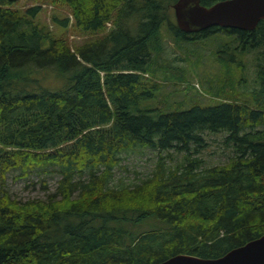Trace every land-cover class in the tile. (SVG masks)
I'll return each mask as SVG.
<instances>
[{"label": "trees", "instance_id": "trees-1", "mask_svg": "<svg viewBox=\"0 0 264 264\" xmlns=\"http://www.w3.org/2000/svg\"><path fill=\"white\" fill-rule=\"evenodd\" d=\"M49 1L70 9L80 33L112 27L73 48L38 20L41 5L22 11L0 0V264L218 258L264 235V19L252 31L186 33L171 17L177 0ZM167 37L223 42L219 62L241 72L236 56L257 52L255 84L243 97L214 89L205 105L162 101L156 75ZM160 67L163 80L187 81ZM211 134H224L233 155L203 169L195 155ZM147 151L159 156L152 176L134 186L115 180L127 155ZM171 151L183 154L175 167L166 164ZM10 173L45 187L55 178V191L19 201Z\"/></svg>", "mask_w": 264, "mask_h": 264}, {"label": "rangeland", "instance_id": "rangeland-1", "mask_svg": "<svg viewBox=\"0 0 264 264\" xmlns=\"http://www.w3.org/2000/svg\"><path fill=\"white\" fill-rule=\"evenodd\" d=\"M34 5L42 6L38 20L55 35H64L73 48L86 41L99 38L112 27L111 24H108L103 34H83L72 27L73 16L67 6H55L49 0H15L13 4L14 7L22 11ZM54 15L59 20L68 17L70 19L69 26L67 28L60 27L58 23L53 21ZM171 17L176 21L174 12ZM166 32L168 33L167 29ZM221 43L223 42H213L212 40L179 43L167 37L163 42V51L158 60L159 73L156 75V79L162 82L159 98L162 101L167 100L168 104L184 102V108H187L194 99H199L205 105L209 101V95L212 94V91L225 89L224 86L230 88L229 91L234 94L245 96L252 88L251 85L255 84L256 54L258 53L250 52L236 56L238 61L246 65L244 71L241 72L233 66L227 67L223 62H219L215 51L219 49ZM161 64L167 67L169 77L180 76L184 73L187 81L163 80L165 72L160 67ZM243 76H246L247 79L244 80ZM148 77L152 78L151 76ZM47 80L51 84L52 78L49 77ZM206 139L209 142L207 147L195 155L203 159V169L226 163L233 155L232 148L224 144V134H211ZM164 155L168 156L166 158L167 166L175 167L183 159V154L176 151H171L169 154L164 152ZM158 159L157 152L153 151H147L144 155H127L122 162L123 167L116 169L115 180L130 186L139 184L153 175ZM14 176L15 173L8 175L7 186L12 197L19 201L44 200L47 199L49 193L55 191L57 181L55 178H48L46 180L47 187H45L38 177L30 176L26 179H15Z\"/></svg>", "mask_w": 264, "mask_h": 264}, {"label": "water", "instance_id": "water-1", "mask_svg": "<svg viewBox=\"0 0 264 264\" xmlns=\"http://www.w3.org/2000/svg\"><path fill=\"white\" fill-rule=\"evenodd\" d=\"M172 6L178 27L186 33L213 26L252 31L264 19V0H222L211 6L201 0H177ZM157 264H264V235L218 258L178 254Z\"/></svg>", "mask_w": 264, "mask_h": 264}]
</instances>
